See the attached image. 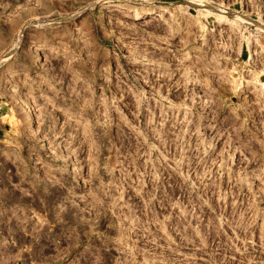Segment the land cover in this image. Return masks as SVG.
I'll use <instances>...</instances> for the list:
<instances>
[{
	"label": "rangeland",
	"instance_id": "374dc122",
	"mask_svg": "<svg viewBox=\"0 0 264 264\" xmlns=\"http://www.w3.org/2000/svg\"><path fill=\"white\" fill-rule=\"evenodd\" d=\"M186 1L0 0V264H67L85 249L87 264L122 259L107 248L111 236L95 231L91 196L112 174L131 189L147 101L205 112L206 139L196 146L214 138L222 148L207 158L231 165L230 194L215 203L212 244L201 240L215 248L165 249L141 232L118 261L264 264V212L260 227L250 220L255 207L264 210V0ZM206 5L229 14L207 15ZM209 99L218 114L231 109L220 126ZM117 121L136 136H119ZM243 171L257 186L240 181Z\"/></svg>",
	"mask_w": 264,
	"mask_h": 264
},
{
	"label": "built area",
	"instance_id": "2783aa9c",
	"mask_svg": "<svg viewBox=\"0 0 264 264\" xmlns=\"http://www.w3.org/2000/svg\"><path fill=\"white\" fill-rule=\"evenodd\" d=\"M242 32L241 28L240 32L235 33L240 36ZM249 39L252 41L253 38L250 36ZM161 104L147 101L141 110L146 113L144 121L147 122L148 128L145 131L147 135L140 134L141 139L136 144L142 157L132 162L137 169L133 170L135 175L131 179L133 181L131 189L126 190L123 187L124 181L114 174L108 179L99 178L96 184H93L96 189L91 196V203L95 208L92 213L97 219L96 226H100L95 231L101 233L105 231L111 236L113 243H108L109 241L105 239L107 248L120 250L122 255L114 256L122 258L120 259L122 261L128 258L127 254L134 246H138L134 234L141 232L143 235H150L147 240L164 244L165 249L182 251L215 248L211 245L201 246V240H209L208 243L212 244L216 225L215 203L220 200L224 203L230 194L226 188L228 176L224 170L229 169L231 165L215 163V157L207 158L212 153L221 154L222 148L214 150L216 146L212 137L208 143L202 145L201 142L202 146H196L195 138L204 135L202 140L206 139L202 128H199L205 112L197 108L196 104H192V107L184 102L175 105ZM215 104L216 99H209L208 112L213 119L218 115L219 121L216 124L220 126L226 121V115L231 109L218 114ZM215 121L213 130L218 132ZM128 125L124 121L122 123L117 121L116 133L120 136L125 131L132 133L131 131L137 129ZM228 127L229 124H226L224 128L229 129ZM151 133L160 139L153 145L148 140L152 136ZM100 135H103V128ZM208 147L210 150L206 154L205 150ZM194 154L199 158H194ZM207 159L209 161L206 162ZM239 178L240 181L257 186V183L252 181L257 177L251 173L243 171L239 173ZM128 180L130 181V178ZM256 208L250 220L255 221L256 218L260 227L262 221H259V217L263 215L264 210L262 207ZM104 219L107 220L105 224ZM85 231L87 229L83 232ZM125 253L127 254L124 255ZM118 260L114 259V264H121Z\"/></svg>",
	"mask_w": 264,
	"mask_h": 264
},
{
	"label": "bare ground",
	"instance_id": "6f19581e",
	"mask_svg": "<svg viewBox=\"0 0 264 264\" xmlns=\"http://www.w3.org/2000/svg\"><path fill=\"white\" fill-rule=\"evenodd\" d=\"M187 2V4H196L193 0H187L186 1ZM193 2V3H192ZM206 7H208V11H207V15H215L214 13H216V15H218L220 18H225V17H227V14H229V12H228V10H226V8L225 7H222L221 6V8H217V7H215V8H217V9H215V8H211L212 6L211 5H206ZM236 15V14H235ZM136 16H140L138 13H136ZM149 19V18H148ZM155 21V20H154ZM257 26H262V25H258L257 24ZM263 28V27H262ZM249 39V38H248ZM249 46H250V43H249ZM23 102V104H24V106L26 107V109H27V121L29 122V124L30 123H32L33 122V115H34V111H33V109H32V106L29 104V102L27 101V100H23L22 101ZM24 107V108H25ZM29 126V125H28Z\"/></svg>",
	"mask_w": 264,
	"mask_h": 264
},
{
	"label": "flooded vegetation",
	"instance_id": "af4514ba",
	"mask_svg": "<svg viewBox=\"0 0 264 264\" xmlns=\"http://www.w3.org/2000/svg\"><path fill=\"white\" fill-rule=\"evenodd\" d=\"M20 196L21 195H19L18 197L20 198ZM13 195H3V197H1L2 199H3V201L5 200V201H10L11 199H13ZM55 199V198H54ZM54 199H53V201H54ZM54 206L55 205H53L52 204V210H51V215L50 216H55V211H53V209H54ZM65 213H69L68 211H65ZM67 221H69V220H67ZM100 247V249H104L102 246H99ZM90 252H92V250L90 249ZM80 253H82L81 255H79L80 256V258H79V260H77L76 262H73L72 260H71V257H69L68 258V263L67 264H87V260H88V257H89V252L85 249V250H82V252H80ZM51 255H56L55 254V252L54 253H51ZM76 259H78V257H76ZM114 261V260H113ZM110 264H114V262H112V263H110Z\"/></svg>",
	"mask_w": 264,
	"mask_h": 264
}]
</instances>
